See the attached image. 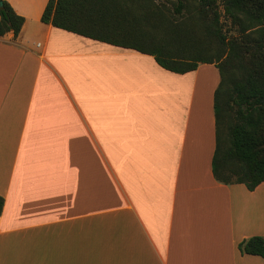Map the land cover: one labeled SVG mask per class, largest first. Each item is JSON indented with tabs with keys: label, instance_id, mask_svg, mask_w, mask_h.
Returning <instances> with one entry per match:
<instances>
[{
	"label": "crops",
	"instance_id": "0c3cea01",
	"mask_svg": "<svg viewBox=\"0 0 264 264\" xmlns=\"http://www.w3.org/2000/svg\"><path fill=\"white\" fill-rule=\"evenodd\" d=\"M0 37V264H264V182L212 174V64L176 74L150 55L40 19L5 0Z\"/></svg>",
	"mask_w": 264,
	"mask_h": 264
},
{
	"label": "trees",
	"instance_id": "16d2710c",
	"mask_svg": "<svg viewBox=\"0 0 264 264\" xmlns=\"http://www.w3.org/2000/svg\"><path fill=\"white\" fill-rule=\"evenodd\" d=\"M154 1L48 0L40 21L150 55L172 73L214 65L219 84L214 92L212 174L220 184H243L253 191L264 182V0H197L195 12L187 18L190 24L182 15L183 2H177L175 16L168 18ZM0 2V37L10 32L17 37L24 19L5 0ZM219 5L235 35L223 30ZM199 30L206 40L196 36ZM209 38L216 42L214 49L204 45ZM2 206L0 197V215ZM238 250L264 259V237L243 240Z\"/></svg>",
	"mask_w": 264,
	"mask_h": 264
},
{
	"label": "rangeland",
	"instance_id": "374dc122",
	"mask_svg": "<svg viewBox=\"0 0 264 264\" xmlns=\"http://www.w3.org/2000/svg\"><path fill=\"white\" fill-rule=\"evenodd\" d=\"M178 1L183 2L186 7V9L182 10V15L184 16L185 23L186 22L187 23L189 22L188 24L192 23L187 18L189 16L192 17L193 12H195L197 0H155L154 3L155 5L163 8L164 9L163 11L166 13V15L169 18L170 16H175L174 15L175 6L177 5ZM187 9L189 10L188 12L186 11ZM218 11L220 13V22L222 23L223 30L226 31L228 29L230 30V34L235 35L236 30L234 29L233 26H231L230 21L223 16V11L220 5L218 6ZM211 16L212 15L210 14L209 17L211 18ZM155 34L161 35L162 33L155 32ZM202 34H203L202 30H199L197 31L196 36H200V37L202 36L201 39L206 40V38H204ZM206 42L207 43L204 45H206L209 49H214L216 47V42L212 38H209Z\"/></svg>",
	"mask_w": 264,
	"mask_h": 264
},
{
	"label": "water",
	"instance_id": "95a60500",
	"mask_svg": "<svg viewBox=\"0 0 264 264\" xmlns=\"http://www.w3.org/2000/svg\"><path fill=\"white\" fill-rule=\"evenodd\" d=\"M2 7V3L0 2V8Z\"/></svg>",
	"mask_w": 264,
	"mask_h": 264
}]
</instances>
